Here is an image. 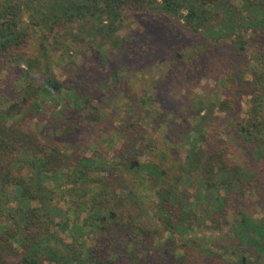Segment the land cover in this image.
<instances>
[{
  "label": "rangeland",
  "instance_id": "1",
  "mask_svg": "<svg viewBox=\"0 0 264 264\" xmlns=\"http://www.w3.org/2000/svg\"><path fill=\"white\" fill-rule=\"evenodd\" d=\"M247 4L246 0H220L216 6L220 16L208 33L179 27L172 31L153 16L129 7L118 35L110 42L81 43L74 40L70 30L60 31L59 38L71 47L64 57L65 49L54 53L40 35H35L29 49L33 53L40 48L44 51L48 69L40 72L31 88L17 68L2 67L0 115L5 117L3 121L14 139L32 134L45 154L54 146L58 151L55 168L77 176L78 186L99 179L111 188L114 196L108 210L100 209L106 220L113 213L136 216L147 210L148 200H157L156 193L166 186L172 171L176 172L180 163L186 164L188 145L182 141L191 127L192 99H230V111L215 110L211 116L205 148L224 146L231 162L252 169L257 176L245 186L242 199L232 198L229 225L221 230L196 229V234L186 236L181 243L194 264H238L242 257L247 258V264H264V252L256 242L243 244L247 247L243 248L239 239L233 238L236 221L264 220V198L256 194L257 186L264 188V166L255 165L257 143L249 134L250 123L264 111L256 108L249 85L254 72L246 68L251 52L264 49V35L249 17ZM238 33L248 41L246 46L233 42ZM48 80L69 86L60 94L50 87L45 90L51 96L42 95L36 88ZM77 94L80 103L88 100L97 108L87 117L82 118L73 108ZM33 100L41 101L42 113L40 108L31 111ZM80 118L84 121L76 128L72 124L64 133L56 131L65 126L60 119ZM137 123L139 132L126 129ZM129 141L135 144L134 149L121 146ZM124 149L131 157L125 164L121 160ZM136 162L138 165L131 169L130 164ZM180 192L189 202L194 201L193 188L183 187ZM62 205L71 208L68 197ZM141 213L137 226L144 227L149 214ZM88 215V210L81 213V220ZM136 228L135 235L142 236L141 229ZM102 236L106 235L95 232L88 236L89 244ZM44 253L48 264H85L63 246L51 245Z\"/></svg>",
  "mask_w": 264,
  "mask_h": 264
},
{
  "label": "trees",
  "instance_id": "2",
  "mask_svg": "<svg viewBox=\"0 0 264 264\" xmlns=\"http://www.w3.org/2000/svg\"><path fill=\"white\" fill-rule=\"evenodd\" d=\"M219 1L0 0V70L8 65L17 68L31 87L40 72L48 69L44 51L40 48L33 53L29 49L33 36L40 35L54 53L65 49L64 57L71 47L59 38L60 31L70 30L74 40L81 43L110 42L118 35L129 7L153 16L172 31L179 27L192 33L212 32L220 16L216 11ZM246 1L249 17L264 35V3ZM248 63L246 68L254 72L249 85L256 108L264 111V49L252 51ZM40 107L33 100L31 111ZM190 108L191 127L182 141L188 145L186 164L180 163L178 170L172 171L166 186L156 193L157 200H148L147 210L141 211L149 214L144 227L137 226L140 211L136 216L113 213L105 220L100 209L108 210L107 204L114 196L111 188L99 179L78 186L77 176L55 168L56 148L45 154L32 134L14 139L3 121L5 117L0 115V264H48L44 249L49 250L51 245L65 247L85 264H194L181 242L196 234V229L221 230L229 225L232 198L242 199L245 186L257 175L231 162L224 146L205 148L211 116L215 110L230 111V99L211 102L200 96L190 101ZM260 117L250 123L249 134L257 143L255 165L261 167L264 115ZM134 145L129 141L121 146L134 149ZM125 149L121 153L124 164L131 160ZM66 185L70 187L64 189ZM183 187L194 189L193 202L181 194ZM256 194L264 198V188L257 186ZM67 197L69 209L62 205ZM87 210L89 215L81 220V213ZM136 227L142 236L135 235ZM234 231L233 238L239 239L240 247L256 242L259 251L264 252V220L248 219L244 224L236 221ZM95 232L106 236L89 244L87 237Z\"/></svg>",
  "mask_w": 264,
  "mask_h": 264
},
{
  "label": "flooded vegetation",
  "instance_id": "3",
  "mask_svg": "<svg viewBox=\"0 0 264 264\" xmlns=\"http://www.w3.org/2000/svg\"><path fill=\"white\" fill-rule=\"evenodd\" d=\"M233 42L235 43V45H240V44H242V46H246L248 43V41H246V39H245V37L243 36V35H241V33H238V36L237 37H234L233 38ZM243 49H244V47H243ZM176 56L177 55H179V54H175ZM114 80H116V79H114ZM54 84V86H52ZM65 86L67 87V86H69V84H65ZM64 86V84H60V83H57V82H51L50 80H48V81H44L43 83H42V85L39 87V88H37V90H39L40 91V93L42 94V95H46L48 92H47V90H48V88H50V87H53L54 88V90L56 89L57 90V92H59V94H60V91L65 87ZM43 87H44V89H43ZM45 89H47V90H45ZM54 93V92H53ZM47 95H50L51 96V94H47ZM79 98H80V95L79 94H77L76 95V99H75V102L73 103L74 104V106H73V108H74V110H77V112L78 113H80V116L83 118V117H87L92 111H90V110H96L97 108L95 107V106H93L92 104H90V103H88L87 101L88 100H84L82 103H80L79 102ZM148 99H150V96H148ZM63 100V99H62ZM136 102H137V100H136ZM146 102L147 101H145V100H143V102H142V104H146ZM40 103H41V101H40ZM141 104V105H142ZM41 105V107H40V109H39V112L40 113H42L41 112V110L43 109V105H42V103L40 104ZM143 106V105H142ZM63 107V106H62ZM88 112H89V114H88ZM154 112V114H155V111H153ZM82 118H80V120H69V119H60L59 121L60 122H62V123H65V126L62 128V129H58V130H56V131H58V132H60V133H64L65 131H68V128H70L71 127V125L73 124V127L74 128H76L78 125H79V122H83L84 120H81ZM154 118V117H153ZM164 121H166L167 122V119H165ZM138 123L137 124H135V125H130V127H131V129H133V131L134 132H139L140 131V128L138 127ZM76 129H74V131H75ZM52 149H54V146H52L51 147V149H50V153H51V150ZM130 157V156H129ZM57 158H58V156H57ZM57 158H56V161H57ZM138 165V162H136L135 164L134 163H131L130 164V166H131V169L133 168V167H136ZM238 256V255H237ZM236 256V257H237ZM240 261H242V264H247L246 263V261H247V258L246 257H242V258H239V260H238V262H240Z\"/></svg>",
  "mask_w": 264,
  "mask_h": 264
}]
</instances>
